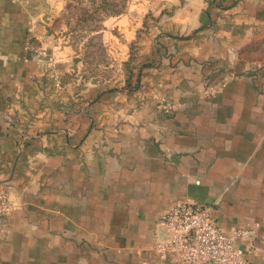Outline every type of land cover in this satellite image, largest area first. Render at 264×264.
I'll use <instances>...</instances> for the list:
<instances>
[{"label": "crops", "instance_id": "crops-1", "mask_svg": "<svg viewBox=\"0 0 264 264\" xmlns=\"http://www.w3.org/2000/svg\"><path fill=\"white\" fill-rule=\"evenodd\" d=\"M60 2L0 0V264H192L154 248L185 199L264 264V0H133L99 33L108 87L51 28Z\"/></svg>", "mask_w": 264, "mask_h": 264}, {"label": "built area", "instance_id": "built-area-1", "mask_svg": "<svg viewBox=\"0 0 264 264\" xmlns=\"http://www.w3.org/2000/svg\"><path fill=\"white\" fill-rule=\"evenodd\" d=\"M11 207L9 194L0 191V236L6 232ZM158 224L164 230L154 245L158 252L174 254L192 264H249L244 250L236 245V238L244 232L225 233L215 224L210 205L179 200L163 212Z\"/></svg>", "mask_w": 264, "mask_h": 264}, {"label": "rangeland", "instance_id": "rangeland-1", "mask_svg": "<svg viewBox=\"0 0 264 264\" xmlns=\"http://www.w3.org/2000/svg\"><path fill=\"white\" fill-rule=\"evenodd\" d=\"M132 1L128 0L127 9ZM60 6L62 10L54 13L56 17L51 28L58 32L57 35L61 39L68 41L75 48L79 74L83 76L85 71L89 81H101L108 87V80L116 73L115 68L110 66L109 42L99 34L105 28L106 20L103 22L104 28L99 32L93 28L100 24L99 22L96 23L93 19L83 22V8L90 7L91 0H61ZM54 76L57 77V73Z\"/></svg>", "mask_w": 264, "mask_h": 264}, {"label": "trees", "instance_id": "trees-1", "mask_svg": "<svg viewBox=\"0 0 264 264\" xmlns=\"http://www.w3.org/2000/svg\"><path fill=\"white\" fill-rule=\"evenodd\" d=\"M128 0H91V6L83 8V22L93 19L100 24H96L93 28L96 32L101 31L103 22L109 17L119 16L127 11ZM133 57V55H131ZM85 62V60H83ZM150 64L141 66L138 70L133 69L131 65V59L125 62V67L129 75L122 87V90L133 92L141 88V73L142 67Z\"/></svg>", "mask_w": 264, "mask_h": 264}, {"label": "water", "instance_id": "water-1", "mask_svg": "<svg viewBox=\"0 0 264 264\" xmlns=\"http://www.w3.org/2000/svg\"><path fill=\"white\" fill-rule=\"evenodd\" d=\"M47 16H48V17L50 16L49 13H47ZM44 20L47 21V22H50V18H48V20H47V18L44 17Z\"/></svg>", "mask_w": 264, "mask_h": 264}]
</instances>
